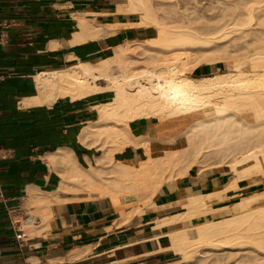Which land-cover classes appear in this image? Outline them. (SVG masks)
Wrapping results in <instances>:
<instances>
[{
  "label": "bare ground",
  "instance_id": "obj_1",
  "mask_svg": "<svg viewBox=\"0 0 264 264\" xmlns=\"http://www.w3.org/2000/svg\"><path fill=\"white\" fill-rule=\"evenodd\" d=\"M170 1L116 0L117 13L136 15L138 19L132 26H153L157 36L147 43L145 40L127 41L113 48L112 55L102 57L96 63L80 61L72 67L36 75L38 93L26 99L24 104L51 105L61 97L78 100L95 93L112 92L109 99L94 107L98 118L81 131L83 144L100 151L95 162L84 167L77 162L72 150L60 149L47 155V161L62 178L59 190L29 189L27 203L38 205L40 212L45 211L42 226L30 227L38 235L48 230L52 223L51 206L55 201L60 204L59 191H87L108 197L117 211L128 219L136 213L141 214L144 206L153 204V196L166 181L182 179L192 168L231 173L234 180L229 188L236 187V182L241 179L264 177V43L256 46L252 53L248 49L243 55L230 54L226 44L227 40L235 41L241 35V39H245L251 34L254 21L264 25V0L221 1L226 7H222L218 15L217 22L223 31L219 33L217 28L218 34L215 33L217 25L210 23L214 19L210 13L202 27L196 24L198 18L191 17L190 13L185 14L183 25H170L166 15L157 11ZM84 15H79L81 32L75 34L73 43L111 33L117 26L98 25L93 19L90 22L85 17L89 21L86 20ZM204 24L213 26L210 27L213 32L208 30V35L220 34L219 37H208L203 32L207 27ZM251 32L255 36V32ZM236 34L240 36L235 37ZM263 37L260 36L259 41L264 40ZM217 40L224 44L219 50L205 48L209 43L217 47L220 43L216 46L214 41ZM208 50L209 53L213 50L212 54L221 51L222 55L214 57L211 54L209 58ZM201 59L204 64L225 60L229 73L191 76L190 72L199 66ZM102 80L107 83L102 84ZM141 117L160 121L191 120L181 133L168 139H156L161 143L176 144L177 138L184 135L186 147L153 156L151 142L155 139L134 136L129 128L131 120ZM128 145L142 147L147 154L138 166L114 161L115 153ZM219 193L215 191L190 198L188 215L207 214L206 199H215ZM259 201H264V188L243 196L236 207L244 210L237 215L179 227L168 233L170 247L180 254V259L170 264H206L207 260L212 264L219 261V252L224 250L233 255L247 249L248 253L254 254L248 255L255 260L256 256H264V205H259Z\"/></svg>",
  "mask_w": 264,
  "mask_h": 264
},
{
  "label": "crops",
  "instance_id": "obj_2",
  "mask_svg": "<svg viewBox=\"0 0 264 264\" xmlns=\"http://www.w3.org/2000/svg\"><path fill=\"white\" fill-rule=\"evenodd\" d=\"M116 9V0H0V264H170L180 254L170 247L168 233L237 215L244 210L236 207L243 196L261 189L263 181L258 177L238 180L236 187L229 188L234 180L231 173L192 168L182 179L166 181L153 196L154 205L144 206L141 214L128 219L108 197L59 191L61 201L52 203L48 230L38 235L25 227L27 239L22 243L16 239L8 214L18 208L35 210L27 203L29 189L55 192L60 188L62 178L47 161L48 154L66 148L84 167L95 162L100 151L83 144L81 131L98 118L94 107L112 92L78 100L61 97L51 105L24 101L38 93L37 74L80 61L96 63L127 41L146 39L149 26H132L137 16L118 14ZM80 14L98 25L117 26L111 33L73 43L81 32ZM213 71V65L202 64L191 76ZM175 121L183 130L179 118L141 117L131 120L129 128L134 136L154 138L151 154L158 156V140L177 135L169 128ZM146 158L144 148L133 145L114 155L115 162L134 166ZM215 191L221 193L206 199L207 214L188 215L190 198ZM42 224L41 219L36 227Z\"/></svg>",
  "mask_w": 264,
  "mask_h": 264
},
{
  "label": "rangeland",
  "instance_id": "obj_3",
  "mask_svg": "<svg viewBox=\"0 0 264 264\" xmlns=\"http://www.w3.org/2000/svg\"><path fill=\"white\" fill-rule=\"evenodd\" d=\"M195 1V2H194ZM221 1H223V0H171L170 2L171 3H168V5H165V7H158V12L160 13H162V15H166L165 17L167 18V21L170 23V25H183L184 24V22H186L185 20H186V18H185V14L186 13H190V15H192L191 17H197L198 19H199V21H197L196 20V24L197 25H200L199 27H202V24H203V22L205 21V23L207 22V18H206V16H207V14H209V15H212V16H214V19H212L211 20V24H216L215 26H216V30L215 31H217V28L219 29V33L220 32H223L222 31V28H221V24H219L218 25V22H217V20L220 18V17H218V15L221 13V11H222V9L224 8V6L226 5H224V3L222 4L221 3ZM225 1V0H224ZM229 1H231V0H229ZM234 1V0H233ZM238 1H240V0H238ZM242 1V0H241ZM157 2V1H156ZM156 2H154L155 3V5L157 4ZM187 2V3H186ZM193 2V3H192ZM234 2H237V0H235ZM184 3V4H183ZM227 3H229L228 1H227ZM171 4H173V5H171ZM202 6V7H201ZM209 6V7H208ZM217 6V7H216ZM187 7V10L185 9ZM223 7V8H222ZM226 7V6H225ZM196 8H197V10H196ZM221 8V9H220ZM203 11H202V10ZM179 11V12H178ZM183 12V13H182ZM220 12V13H219ZM227 12V11H226ZM233 12V11H232ZM164 13V14H163ZM197 13V14H196ZM199 13V14H198ZM228 13V12H227ZM202 14V15H201ZM229 14H231V11H230V13ZM196 15V16H195ZM199 15V16H198ZM259 15H262V14H259ZM136 16V15H135ZM169 16V17H168ZM217 16V17H216ZM177 18V19H176ZM205 18V19H204ZM179 20H181V21H179ZM257 21V20H256ZM256 21H254L253 22V27H252V30L255 32V36L254 35H252L253 33L250 31L249 33H251V34H248V36L247 37H245V39L244 38H242L241 39V37H242V35H241V37L239 38L238 37V35L236 34V36L235 37H238V39L237 38H235V41H233L234 39H230V40H232V41H230V40H227L228 41V43H229V45H228V43H226L227 44V46H228V52L230 53V52H232V53H230V54H237V53H239L238 55H243V52H244V54L246 53V52H248V49H249V52H253L254 50L253 49H255L256 48V46H259L260 44H262V42L264 43V40L262 39V41H259V37L261 36V37H263V33H264V28L262 29V27H264V25L261 27L260 25H259V23H257ZM197 22H199V23H197ZM215 22H217V23H215ZM255 24V25H254ZM205 26H207L206 24H204ZM203 25V28H205V26ZM209 26V25H208ZM207 26V27H208ZM214 26V27H215ZM218 26H220V27H218ZM260 26V27H259ZM198 27V26H197ZM206 27V29H204V30H206V31H204L203 30V32H206V34H207V36L208 37H213L214 38V33H212L213 35H208L209 34V32H208V30L210 31V30H212L210 27H213V26H210V27H208V28H210V29H208ZM229 27H231V26H229ZM203 28H201V30L203 29ZM221 28V29H220ZM224 28V27H223ZM228 28V27H227ZM147 29H148V33H147V37H146V39H143V40H145L146 41V43H147V40H149V39H154L156 36H157V32H156V28H154L153 26H149V27H147ZM254 29H256L257 31H255ZM261 30L262 31V33H261V31H259V30ZM221 30V31H220ZM214 31V32H215ZM202 32V31H201ZM211 32H213V31H210V33ZM215 33H217L218 34V31L217 32H215ZM261 33V34H260ZM216 34V35H217ZM220 35V34H219ZM219 35H217L218 37H219ZM260 35V36H259ZM217 36H215V37H217ZM240 36V35H239ZM233 38V37H232ZM264 38V37H263ZM238 40V41H237ZM241 40V41H240ZM223 43L224 42H226V40L224 41V39H222L221 40ZM247 41H249L248 43H247ZM258 41V42H257ZM218 42H220L219 40H217V41H214V43H215V45L218 43ZM222 42H220V43H218L219 45L217 46V47H213V46H211L210 45V43L208 44V47H205V48H209V50H210V48H219L222 44ZM261 42V43H260ZM136 42H133V44H135ZM213 43V44H214ZM235 43V44H234ZM257 43V44H256ZM212 44V43H211ZM212 44V45H213ZM224 45V44H223ZM222 45V46H223ZM242 47H241V46ZM210 46V47H209ZM231 48V49H230ZM206 49V50H207ZM236 49V50H235ZM242 49V50H241ZM209 50H208V53H209ZM216 50V49H215ZM219 50V49H218ZM212 52H213V50H212ZM212 52L211 53H209V54H207L208 55V57L210 58L211 56H209V55H211L212 54ZM221 52V51H220ZM219 52V54H220V56L222 55V52L220 53ZM112 53H113V51H112ZM112 53L110 54V55H112ZM217 53V52H216ZM214 54V55H213ZM212 54V56H214V57H220L219 56V54H215V52ZM222 60V59H221ZM221 60H217V61H214V62H212V63H207V64H209V65H213V67H214V71H213V73L212 74H214V73H216V72H224V73H229V69H228V67L226 66V61L225 60H223V61H221ZM204 60H199V66L200 65H202V64H204ZM113 71H116V68H113ZM192 73V71L190 72V74ZM211 74V75H212ZM101 83L103 84H105V83H107V80H102L101 81ZM179 119H181V118H179ZM182 120V122H183V124H184V128H183V130L186 128V126L191 122V120H187L186 118H182L181 119ZM187 121V122H186ZM169 128L172 130L171 132H173V133H181L183 130H182V127L179 125V121H175V122H173L170 126H169ZM182 130V131H181ZM175 136V135H174ZM185 139V136L184 135H181V137L179 136L178 138H177V140H176V144L175 143H173V144H170V143H161V142H159V151L156 153V155H163V154H165L166 153V151H168V150H179V149H181V148H184V147H186V143L185 142H183V140ZM253 177H258L259 179H261V181H263L262 182V184H261V189L262 188H264V177H262V176H252L251 178H253ZM259 205H264V201H259V203H258ZM28 206H34L35 207V210H34V213L36 214V215H38V216H40L41 217V219H42V221H43V223L45 222V216L43 215L44 214V212L45 211H42V212H40L39 211V206L38 205H35V204H29ZM231 252L229 251V250H224V251H221V252H219V257H220V259H219V261L218 262H212V264H264V256L263 255H261V258H259L260 256H256V260L252 257L251 258V256H249V255H251L252 254V256L254 255L253 253H248V250L247 249H245V250H241V251H238V252H236V253H234L233 255H231L230 254ZM249 254V255H248ZM217 257V256H216ZM213 258H215L214 256H213ZM250 258V259H249ZM259 258V259H258ZM249 259V260H248ZM252 259V260H251ZM251 260V261H250ZM208 262L206 263V264H209L211 261H209V260H207ZM176 262V261H175ZM198 262V261H197ZM196 262V263H197ZM211 264V263H210Z\"/></svg>",
  "mask_w": 264,
  "mask_h": 264
},
{
  "label": "built area",
  "instance_id": "obj_4",
  "mask_svg": "<svg viewBox=\"0 0 264 264\" xmlns=\"http://www.w3.org/2000/svg\"><path fill=\"white\" fill-rule=\"evenodd\" d=\"M16 213H9V219L12 228L17 232L16 239L22 243L27 239V233L25 227L38 226L41 223L40 216L34 213L32 208L26 207L23 209H17Z\"/></svg>",
  "mask_w": 264,
  "mask_h": 264
}]
</instances>
